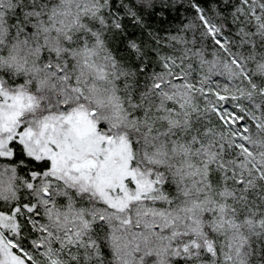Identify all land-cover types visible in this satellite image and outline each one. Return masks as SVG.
<instances>
[{
	"label": "snow or ice",
	"instance_id": "6c2138e0",
	"mask_svg": "<svg viewBox=\"0 0 264 264\" xmlns=\"http://www.w3.org/2000/svg\"><path fill=\"white\" fill-rule=\"evenodd\" d=\"M0 264H264V0H0Z\"/></svg>",
	"mask_w": 264,
	"mask_h": 264
}]
</instances>
